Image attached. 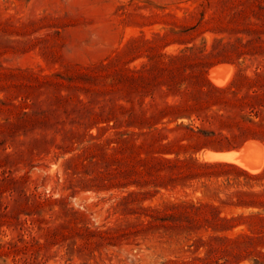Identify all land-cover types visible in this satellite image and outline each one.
Listing matches in <instances>:
<instances>
[{"label":"rangeland","instance_id":"374dc122","mask_svg":"<svg viewBox=\"0 0 264 264\" xmlns=\"http://www.w3.org/2000/svg\"><path fill=\"white\" fill-rule=\"evenodd\" d=\"M175 55L187 56L173 67L183 90L252 76L264 63V0H0V264H264V208L221 205L248 187L140 185L144 154L119 134L180 101L155 68ZM249 143L262 169L248 172H263L264 144ZM210 151L198 159L216 162ZM198 199L234 220L226 239L200 242L215 212L180 205Z\"/></svg>","mask_w":264,"mask_h":264},{"label":"trees","instance_id":"16d2710c","mask_svg":"<svg viewBox=\"0 0 264 264\" xmlns=\"http://www.w3.org/2000/svg\"><path fill=\"white\" fill-rule=\"evenodd\" d=\"M240 44L242 40H238ZM259 41V40H258ZM238 43V44H239ZM255 43L247 41L243 46L247 47ZM236 48L235 44H228L227 48ZM192 52L196 51L194 48ZM204 50L202 49L201 52ZM249 51L247 56L256 54ZM187 56H168V62L157 63L155 68L158 73L170 72L168 77L167 96L173 94L180 97V101L167 103L157 107L148 118H143L139 124L130 121L129 127H136L138 132H123L119 134L123 138L127 150H138L144 157L139 159L141 164L140 185L143 188L153 189L173 188L180 186L193 187L198 184L206 191L209 185L217 184V190L223 185L225 189H240L248 187V191L234 192L238 200L235 203L221 200V205H237L246 207L264 208V171L252 174L248 171L226 162H203L198 159L199 153L205 149L223 151L239 149L249 141H259L264 144V63L257 67L259 71L252 76L245 75L241 71L238 77L227 86L215 87L211 84L200 85L198 88L183 90L176 86L177 74L173 67H178ZM251 60V59H249ZM248 61L244 59L243 64ZM169 66L170 68H167ZM206 73L201 70L193 80L196 83L204 82ZM186 80V79H184ZM221 105L222 109L213 111V105ZM147 112H145L146 115ZM198 122V123H196ZM171 127V125H173ZM172 136V137H171ZM96 138H92L94 140ZM216 142L218 145H211ZM109 143H115L109 140ZM99 144H95V146ZM130 167L129 171H134ZM232 173L233 179L220 181L221 174ZM243 179V185L239 180ZM258 186L263 190L256 192ZM218 193V192H216ZM149 195L150 191L143 192ZM180 205L188 207L197 213L210 209L215 212L212 217L203 218L202 228L209 232V241H200L204 245H212L213 241L223 240L226 237L221 234L233 228V219L220 217L217 213L220 206L208 205L201 200L182 201ZM190 225V216L186 217ZM263 221V220H262ZM192 226L187 229L192 232ZM264 238V227L255 230Z\"/></svg>","mask_w":264,"mask_h":264},{"label":"bare ground","instance_id":"6f19581e","mask_svg":"<svg viewBox=\"0 0 264 264\" xmlns=\"http://www.w3.org/2000/svg\"><path fill=\"white\" fill-rule=\"evenodd\" d=\"M213 74V72H212ZM215 80V79H214ZM219 79H217V83L218 84H222L221 81H218ZM225 83V82H224ZM256 147V144L254 143H249L247 145H245L239 152H235L232 154H229V152H227V154H213V153H209L206 154L205 159L207 161H219V162H230V163H234L237 164L238 166L244 168L245 170L255 173L258 172L259 170H261V166H255L254 164H252V161H249V156L250 153L252 152L253 148ZM204 158V157H203ZM264 163V162H263ZM259 164V163H257Z\"/></svg>","mask_w":264,"mask_h":264},{"label":"water","instance_id":"95a60500","mask_svg":"<svg viewBox=\"0 0 264 264\" xmlns=\"http://www.w3.org/2000/svg\"><path fill=\"white\" fill-rule=\"evenodd\" d=\"M242 148V147H241ZM240 149V148H239ZM229 151H232V150H229ZM210 152H213V151H210ZM223 152H228V151H221V152H215V153H223Z\"/></svg>","mask_w":264,"mask_h":264}]
</instances>
